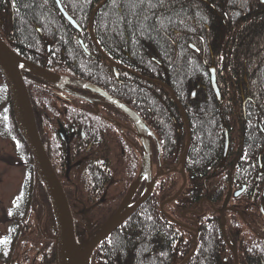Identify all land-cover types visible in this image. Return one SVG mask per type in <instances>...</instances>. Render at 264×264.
<instances>
[{
	"label": "trees",
	"instance_id": "trees-1",
	"mask_svg": "<svg viewBox=\"0 0 264 264\" xmlns=\"http://www.w3.org/2000/svg\"><path fill=\"white\" fill-rule=\"evenodd\" d=\"M0 19L5 23V38L0 39L18 55L100 87L130 106L158 143L163 174L151 196L95 248L90 264H235L229 246L237 264H264V220L260 233L256 224L257 205L264 202V0H0ZM22 75L40 131L48 122L61 123L74 114L71 108H56L43 93L60 90L28 72ZM5 88L9 135L30 170L17 214L24 218L39 179ZM171 92L185 112L191 142L184 163L186 186L164 205V212L180 223L198 215L197 228L180 226L160 210L182 183L180 159L186 145L185 126ZM41 140L43 145L48 140L42 132ZM218 173L220 183L208 191V182ZM174 176L180 185L170 193L177 184ZM229 178L235 189H245L230 204L240 207L247 194L254 220L245 232L240 212L228 218L227 228H239L236 237L229 231L230 240L220 219L205 208L213 202L222 205ZM161 190L164 194L159 195ZM13 240L0 243L4 263L12 262ZM39 254L29 264H53L52 246L42 247Z\"/></svg>",
	"mask_w": 264,
	"mask_h": 264
},
{
	"label": "flooded vegetation",
	"instance_id": "flooded-vegetation-1",
	"mask_svg": "<svg viewBox=\"0 0 264 264\" xmlns=\"http://www.w3.org/2000/svg\"><path fill=\"white\" fill-rule=\"evenodd\" d=\"M71 90V88L69 87ZM77 94L93 99V104L88 105H72L68 106L74 110V114L67 116V119L61 123L56 120L48 122L41 132L44 134V138L47 142L44 145L45 151L50 159L51 165L61 182V186L64 189L66 196L73 190H81L85 194V200L87 207H84L81 211L83 218L85 219V226L80 228L79 221H75V230L79 234V239L84 241L91 240L106 224L111 215L104 218L103 213H98L95 210H99L104 205L109 203L105 201V195L111 188L120 189L117 194L116 209L120 206L128 188L134 182L138 175L141 158L143 155V147L137 137L134 125L127 119L115 107L100 101L99 96L92 93L79 90H71ZM62 91H55L64 101L75 104L74 102H84L80 99L72 98L68 95L61 93ZM0 97L4 104L7 103V91L6 88L1 86ZM81 113L83 115H80ZM7 116L5 114V105H0V204L2 219L7 218V208L5 209L4 217V197L7 195V176L9 167V141H13L14 151L17 157L23 162V158L18 153V143L9 135V124L7 123ZM41 122V117H39ZM150 127V126H149ZM50 128V129H49ZM55 138V142L52 140ZM150 141V148L153 156V139L148 134ZM53 142V143H52ZM27 165V164H26ZM29 166V165H28ZM122 169V171H120ZM29 170V168H28ZM28 170L23 172L22 183L27 177ZM30 172V170H29ZM29 174V173H28ZM39 180H37L38 182ZM39 183V182H38ZM145 186V178L141 181L136 192L128 202L131 205L136 198L142 194ZM35 185L33 187V190ZM114 189V190H115ZM243 191L237 196L241 197L245 189H235L232 186V193ZM228 193V188H227ZM226 193V195H227ZM21 189H20V198ZM244 200L241 206H234L228 202L226 208L223 210L222 205L219 207L218 203L213 202L208 204L209 215L214 219L219 218L221 224L223 222L222 214L226 219L224 231L229 238V231L234 232L235 237L238 236L239 228H227V220L231 218L233 214L239 213L243 217L241 222L242 230L249 231L250 222V210L248 209L247 194L244 195ZM226 197V196H225ZM232 196L230 198H237ZM68 203H69V198ZM81 204L80 201L72 202L70 208L77 207ZM22 204L20 203V206ZM19 206V204H18ZM18 210V209H17ZM72 211V210H71ZM202 211V210H201ZM200 211V212H201ZM14 214V211H12ZM16 214V213H15ZM198 214V213H197ZM73 215V214H72ZM75 215H73L74 218ZM198 215H189L186 219L184 226L188 228H197L195 217ZM257 231H261L262 221L264 220V202L257 205ZM15 220H19L17 215L13 217ZM101 219L103 221L101 222ZM93 220V221H91ZM84 224V222H82ZM222 226V225H221ZM14 227V226H13ZM80 228V229H79ZM254 231V228H252ZM9 231V228H8ZM4 235L5 238L15 239V234ZM232 240V239H231ZM5 241V240H4ZM2 242L3 245L6 244ZM233 243V240L231 241ZM13 243V241H12ZM236 245L235 243L233 244Z\"/></svg>",
	"mask_w": 264,
	"mask_h": 264
},
{
	"label": "water",
	"instance_id": "water-1",
	"mask_svg": "<svg viewBox=\"0 0 264 264\" xmlns=\"http://www.w3.org/2000/svg\"><path fill=\"white\" fill-rule=\"evenodd\" d=\"M57 5L66 20L75 29L79 30L76 23L64 12L58 2ZM21 70H24L45 80L46 82L54 85L55 87L65 91L66 93L76 98H80L85 101H91V99L87 97L72 93L71 91L66 89L65 86H74L81 89H85L99 96L101 101L114 106L129 118V120L134 125L137 137L143 147L141 166L136 180L128 189L122 203L120 204L116 212L113 214V216L88 243L77 244L76 242L73 219L67 202V198L42 145L29 94L21 75ZM0 72L9 88L15 122L19 129V132L21 133V136L23 137L25 143L27 144L32 154L35 170L45 187L47 196L51 203L54 219L57 226V232L54 239L55 264H89L90 255L94 248L102 240H104L112 232H114L142 203H144L148 199L155 179L162 174L158 158V173L156 176H152V155L148 134H151L153 137L154 135L149 129V127L145 124V122L139 117V115L136 114L134 110H132V108L128 105L112 98L102 89L89 82L75 77L58 75L25 60L24 58L20 57L17 53H15L1 39ZM146 80L159 84L168 89L166 85L160 82L149 79ZM212 85L215 93H217L213 77ZM171 94L177 107L179 108L182 120L185 124L187 142L180 160V173L183 179L182 186L171 199H168L161 203V210L166 203L171 202L175 198H177L185 186L186 178L184 175L183 168L191 138L190 127L185 112L181 107L180 103L175 98L174 94L172 92ZM143 178H145V186L143 193L136 201H134L131 205H128L131 196L133 195ZM240 192L241 191L236 192L234 196H237ZM230 197L231 186L229 185L228 195L224 201V207L228 203Z\"/></svg>",
	"mask_w": 264,
	"mask_h": 264
},
{
	"label": "rangeland",
	"instance_id": "rangeland-1",
	"mask_svg": "<svg viewBox=\"0 0 264 264\" xmlns=\"http://www.w3.org/2000/svg\"><path fill=\"white\" fill-rule=\"evenodd\" d=\"M4 24H5L4 21L0 19V36H2L3 39L5 38ZM2 85H4V79L0 73V86ZM43 93L44 95L50 97L51 103L56 108L65 109L66 107H68L65 105L66 102L60 99L61 97L58 94L54 93L53 91H47ZM75 104L81 105V103H75ZM232 137L234 138V142L236 143L237 142L236 134H234ZM14 146L15 144H13V141L10 140L9 150H8V155H9V167H8V176H7L8 178L6 183L7 195L6 197H4V203H3L4 217H5V209L7 208V216H6L7 218L2 219L1 204H0V242L2 238L3 239L5 238L4 235L7 233L9 228L8 235L15 234L16 236L11 247L12 248L11 264H29L31 260L37 255V253L40 252L39 255L41 256L42 247L45 246L53 247L54 245L53 238L56 233V224L54 221L51 205L47 198L46 192L44 190L43 193L40 183H38L37 181L35 182V188L33 190L31 203L28 207V211L24 215V218L22 219L21 217H19L21 220L18 221L13 218L16 217L15 213L19 211L18 197L21 189V182L23 177L22 175L23 172L27 171L29 168V166L26 165L25 161L23 162L21 159H19V157H17L16 152L14 151ZM120 171H122V169H120ZM153 171L154 173L156 171V151L154 145H153ZM221 177L222 176L219 175L218 173L215 178L211 179V181L208 182L207 184L208 191L209 189L210 191L211 190L213 191L214 188L212 187L218 186ZM175 178L177 180V184L170 193H173L180 185V178L178 177ZM114 189L115 187L111 188L110 191L107 192L104 198L106 203L107 202L109 203V206L104 205V207H102L101 209L95 210L98 213H103L104 218L108 217L116 210L115 198L119 193L120 189L118 188L115 190ZM188 189L189 188H187V190ZM162 193L164 194V190L163 191L161 190L159 195H161ZM67 198L70 199L69 200L70 207L72 202H76L77 200L81 202V204H78V206L77 207L75 206V208H71V210H72V214L75 215L74 216L75 221L76 220L79 221L80 228L82 226H85V219L81 214L83 208L87 207L85 194L81 192L80 189H78L77 191L71 190L68 193ZM218 206L220 207V204H218ZM205 208L208 210V206H205ZM12 211H14V214L12 213ZM209 211L210 210H208V213ZM102 221L103 219H101V222ZM82 222H84V224ZM0 264H10V263H4V261L0 260ZM53 264H54V260H53Z\"/></svg>",
	"mask_w": 264,
	"mask_h": 264
},
{
	"label": "bare ground",
	"instance_id": "bare-ground-1",
	"mask_svg": "<svg viewBox=\"0 0 264 264\" xmlns=\"http://www.w3.org/2000/svg\"><path fill=\"white\" fill-rule=\"evenodd\" d=\"M189 123V122H188ZM189 127H190V125H189ZM191 133V132H190Z\"/></svg>",
	"mask_w": 264,
	"mask_h": 264
},
{
	"label": "snow or ice",
	"instance_id": "snow-or-ice-1",
	"mask_svg": "<svg viewBox=\"0 0 264 264\" xmlns=\"http://www.w3.org/2000/svg\"><path fill=\"white\" fill-rule=\"evenodd\" d=\"M4 242H6V241H4Z\"/></svg>",
	"mask_w": 264,
	"mask_h": 264
}]
</instances>
